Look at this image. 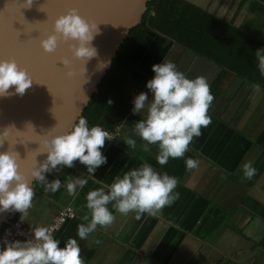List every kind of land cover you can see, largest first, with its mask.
<instances>
[{
  "label": "crops",
  "instance_id": "obj_1",
  "mask_svg": "<svg viewBox=\"0 0 264 264\" xmlns=\"http://www.w3.org/2000/svg\"><path fill=\"white\" fill-rule=\"evenodd\" d=\"M186 1L232 27L235 33L223 34L225 41L234 37L229 43L246 49L256 60L255 50L264 47V0ZM146 40L148 46H137L133 54L137 67L128 82L131 104L136 94L148 92L145 82L153 76L151 65L167 58L187 77L208 80L214 97L208 109L211 123L201 128L184 157L169 158L160 165L155 159L156 146H146L131 131L143 114L130 110L118 126L117 137L105 140L102 153L107 163L97 168L95 178L110 183L115 175L146 161L177 178L179 197L159 216L135 210L121 214L110 203L113 222L98 225L81 239L77 225L85 222L81 216L89 212L85 194L99 185L88 179L78 195H71L63 186L46 192L35 181L32 206L23 221L19 212L16 219L29 228L48 226L58 209L70 205L75 217L53 235L61 247L69 237L75 238L85 264H264V76L253 60L247 65L252 71L245 75L232 71L226 62L239 66L234 51L226 54L225 50L217 63L156 32H148ZM107 122L102 119L100 123L105 126ZM130 137L135 146L128 145ZM186 157L197 159L198 166L187 169ZM246 161L256 168L251 179L243 177L241 165ZM81 174L87 176L85 166L74 161L73 167L48 174V179L63 181L68 175Z\"/></svg>",
  "mask_w": 264,
  "mask_h": 264
},
{
  "label": "clouds",
  "instance_id": "obj_2",
  "mask_svg": "<svg viewBox=\"0 0 264 264\" xmlns=\"http://www.w3.org/2000/svg\"><path fill=\"white\" fill-rule=\"evenodd\" d=\"M96 25L77 14L75 9H69L52 20L51 31L39 39V47L50 53L56 50L58 43L74 41L68 44L71 56L85 61L96 55V49L91 45L98 32ZM254 53L257 68L264 76V47ZM60 62L65 67L69 65L67 58ZM151 71L153 76L145 82L148 92L141 91L132 99V113L143 115L133 122L131 131L145 141L146 146H156L155 159L164 165L169 158L184 157L189 144L201 135V128L211 123L208 109L214 97L204 76L189 78L167 58L152 64ZM32 81L15 60L0 58V97L22 95ZM10 86H14L11 92L8 91ZM5 129L0 131V145L6 140ZM112 138L101 126H89L87 118L80 116L67 131L43 140L42 151L37 153L42 154L43 159L34 158L28 169L31 179L19 171L15 151H0V211L19 212L23 221L32 206L34 191L31 181L39 182L46 192L54 193L63 186L69 194L78 195V189H83L88 179H92L99 187L85 194L84 206L89 212L81 216L85 222L77 225L79 238H86L98 225L103 227L113 222L110 203L121 214L135 210L138 214L159 216L161 210L180 195L175 191L178 184L175 176L157 171L145 161L115 175L110 183L95 178L97 168L107 163V157L102 153L105 140ZM127 143L135 146L131 137ZM74 161L85 166L87 176L68 175L63 181L59 177L48 179V174L73 167ZM198 164L195 158H185L187 169H194ZM241 168L246 179L256 173L252 161L244 162ZM30 231V238L5 240L0 247V264H85L75 238L69 237L61 247L51 227L36 226Z\"/></svg>",
  "mask_w": 264,
  "mask_h": 264
},
{
  "label": "water",
  "instance_id": "obj_3",
  "mask_svg": "<svg viewBox=\"0 0 264 264\" xmlns=\"http://www.w3.org/2000/svg\"><path fill=\"white\" fill-rule=\"evenodd\" d=\"M147 1L0 0V58L15 60L33 80L22 95L0 97V131L7 132L0 151H15L19 171L27 178L33 159H43L37 155L43 140L67 131L82 114L129 30L140 23ZM69 9L97 23L91 41L96 55L85 61L71 56L68 44L74 41L58 43L50 53L39 47L52 20ZM62 58L69 60L67 67ZM11 212L0 211V228Z\"/></svg>",
  "mask_w": 264,
  "mask_h": 264
},
{
  "label": "trees",
  "instance_id": "obj_4",
  "mask_svg": "<svg viewBox=\"0 0 264 264\" xmlns=\"http://www.w3.org/2000/svg\"><path fill=\"white\" fill-rule=\"evenodd\" d=\"M225 26L214 15L186 0H148L140 23L129 30L80 116L87 118L89 126L99 125L107 130H114L123 122L132 107L128 82L137 67L133 54L137 46H148V32L159 33L167 40L217 63L222 61L225 50L226 54L237 52L239 66L232 65L229 60L227 66L240 75L252 71V67L250 70L247 65L252 60L257 61L246 49L240 50L229 43L234 37L225 41L223 34L229 32L228 35L232 36L230 32L235 33L232 27ZM109 100L112 102L108 103ZM102 119H106L108 125H102ZM16 214L12 211L10 220H15Z\"/></svg>",
  "mask_w": 264,
  "mask_h": 264
},
{
  "label": "built area",
  "instance_id": "obj_5",
  "mask_svg": "<svg viewBox=\"0 0 264 264\" xmlns=\"http://www.w3.org/2000/svg\"><path fill=\"white\" fill-rule=\"evenodd\" d=\"M106 130L113 140L119 134L118 127L114 130ZM75 217V211L70 205H65L58 209L55 215L50 220L48 226L53 229V234L64 224L66 221L73 219ZM31 228L22 224L19 220H10L0 228V247L3 246L5 240L19 239L24 240L30 238Z\"/></svg>",
  "mask_w": 264,
  "mask_h": 264
},
{
  "label": "rangeland",
  "instance_id": "obj_6",
  "mask_svg": "<svg viewBox=\"0 0 264 264\" xmlns=\"http://www.w3.org/2000/svg\"><path fill=\"white\" fill-rule=\"evenodd\" d=\"M16 217V216H15ZM9 221H10V219H9ZM21 222V221H20ZM22 223V222H21ZM23 224V223H22Z\"/></svg>",
  "mask_w": 264,
  "mask_h": 264
}]
</instances>
